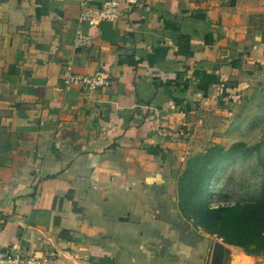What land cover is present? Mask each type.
<instances>
[{"label":"crops","instance_id":"1","mask_svg":"<svg viewBox=\"0 0 264 264\" xmlns=\"http://www.w3.org/2000/svg\"><path fill=\"white\" fill-rule=\"evenodd\" d=\"M106 1L0 0V250L164 260L181 167L223 145L216 120L264 75V0H121L115 22L80 20ZM69 70L111 83L68 90Z\"/></svg>","mask_w":264,"mask_h":264},{"label":"rangeland","instance_id":"2","mask_svg":"<svg viewBox=\"0 0 264 264\" xmlns=\"http://www.w3.org/2000/svg\"><path fill=\"white\" fill-rule=\"evenodd\" d=\"M228 103L225 120L224 117L222 120H216L222 124L221 131L216 132L217 140L226 148L237 142H243L245 147L243 152L223 163L213 179V193L208 197L212 207L255 202L260 198L264 185V75H258L255 83L249 85L239 99L231 102L232 104ZM186 167L187 165L181 167L177 182L173 185V188L177 189L178 203L181 200V179ZM179 222V229L173 235L175 245L170 244V249L169 245L163 247L166 248L164 260L150 262L210 264L214 244H225L223 239L198 227L194 215L190 220L182 218ZM232 250L230 264H264V253L248 255L244 249L237 246H232Z\"/></svg>","mask_w":264,"mask_h":264},{"label":"trees","instance_id":"3","mask_svg":"<svg viewBox=\"0 0 264 264\" xmlns=\"http://www.w3.org/2000/svg\"><path fill=\"white\" fill-rule=\"evenodd\" d=\"M189 39L183 37L179 53L189 52ZM245 144L237 142L230 148L214 144L187 162L181 179L180 217L197 218V226L216 235L229 245L237 246L248 255L264 253V185L255 202L212 207L208 197L213 193L212 181L223 163L243 152ZM166 253V251H165Z\"/></svg>","mask_w":264,"mask_h":264},{"label":"built area","instance_id":"4","mask_svg":"<svg viewBox=\"0 0 264 264\" xmlns=\"http://www.w3.org/2000/svg\"><path fill=\"white\" fill-rule=\"evenodd\" d=\"M121 0H107L102 6H84L80 12V20L88 22L91 27L96 28L103 21H117L121 14ZM89 43V37L79 33L75 38L76 46H84ZM111 83L110 77L105 72H98L94 75H80L72 71L65 72L63 77V87L72 89L75 86H82L88 93L98 92L106 89ZM161 134L169 133L161 130ZM168 135V134H167ZM54 257V253L38 255L37 253H27L20 243H14L8 248L0 250V264H47V257Z\"/></svg>","mask_w":264,"mask_h":264},{"label":"water","instance_id":"5","mask_svg":"<svg viewBox=\"0 0 264 264\" xmlns=\"http://www.w3.org/2000/svg\"><path fill=\"white\" fill-rule=\"evenodd\" d=\"M232 246L227 243L216 242L213 247L210 264H230L233 255Z\"/></svg>","mask_w":264,"mask_h":264}]
</instances>
